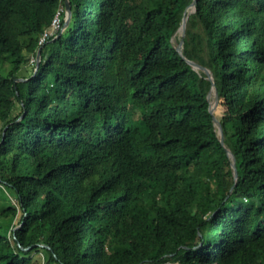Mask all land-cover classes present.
Masks as SVG:
<instances>
[{
  "label": "trees",
  "instance_id": "trees-1",
  "mask_svg": "<svg viewBox=\"0 0 264 264\" xmlns=\"http://www.w3.org/2000/svg\"><path fill=\"white\" fill-rule=\"evenodd\" d=\"M68 1L0 0V264H264V0L185 24L223 145L192 0Z\"/></svg>",
  "mask_w": 264,
  "mask_h": 264
},
{
  "label": "water",
  "instance_id": "water-1",
  "mask_svg": "<svg viewBox=\"0 0 264 264\" xmlns=\"http://www.w3.org/2000/svg\"><path fill=\"white\" fill-rule=\"evenodd\" d=\"M196 1L197 0H192L189 7H187L185 9V11L183 12V16H182V21H181V24L180 26L178 27L177 31L176 32H179L180 33V36H181V39L180 41L176 44L175 46V50L177 51V53L195 70H199L201 71L206 79L210 82V90L207 94V99L209 100V104H208V111L209 113L211 114L212 116V123H213V126L215 127V129L218 130L219 132V135H218V139L220 141V143L223 145V140H222V133H221V128H220V125L214 115V111L219 103V97H218V93H217V90H216V87H215V84H214V80H213V77H212V74L210 72L209 69L203 67V66H200L198 65L197 63L193 62V61H189L187 60L183 54H182V40H183V36H184V32H185V24H186V21H187V18L190 14L194 13L195 12V5H196ZM188 10V11H187ZM71 15H72V11H71V6L69 4V1L68 0H64V23H63V27H62V30L65 29V27L68 25L70 19H71ZM61 30V31H62ZM60 34V32H59ZM58 34V35H59ZM57 35V36H58ZM55 36V38L57 37ZM40 51H41V46L37 48V51H36V56H35V67H34V72L36 70V68L38 67L39 65V62H40ZM17 80H22V79H17ZM25 80V79H24ZM212 94V101L210 102V96ZM25 113H22V115L20 116L21 118L24 116ZM20 117L18 119H20ZM7 126H5L3 128V131H2V137L4 135V130L6 129ZM226 153L227 155L232 159V162H231V169H232V174H233V178H234V183L237 179V174H236V169H235V165H234V158L233 156L230 154L229 151L226 150Z\"/></svg>",
  "mask_w": 264,
  "mask_h": 264
},
{
  "label": "rangeland",
  "instance_id": "rangeland-1",
  "mask_svg": "<svg viewBox=\"0 0 264 264\" xmlns=\"http://www.w3.org/2000/svg\"><path fill=\"white\" fill-rule=\"evenodd\" d=\"M189 5H188V7H189ZM59 10H60V7H58V9L56 11H59ZM211 101H212V94L210 96V102ZM217 107L218 108L215 109L216 110V112L214 114L215 117L220 116L225 112L226 108L223 104L222 99H219V103H218ZM1 189H2V191H4V194L0 192V209L4 210V209L8 208L9 206H14V199L7 195V192L4 190V188L1 187ZM0 227H2V231L4 233L8 234L10 229H17L19 227V225L16 226V224L14 223V219L7 221V222H3L0 220ZM34 264H45V262H43V260L42 261H34Z\"/></svg>",
  "mask_w": 264,
  "mask_h": 264
},
{
  "label": "built area",
  "instance_id": "built-area-1",
  "mask_svg": "<svg viewBox=\"0 0 264 264\" xmlns=\"http://www.w3.org/2000/svg\"><path fill=\"white\" fill-rule=\"evenodd\" d=\"M61 10L57 11L51 21L50 29L47 31L46 34L42 36L39 43H42L44 41V37L51 36L58 32L61 29L60 19H61ZM162 264H169V263H162Z\"/></svg>",
  "mask_w": 264,
  "mask_h": 264
},
{
  "label": "clouds",
  "instance_id": "clouds-1",
  "mask_svg": "<svg viewBox=\"0 0 264 264\" xmlns=\"http://www.w3.org/2000/svg\"><path fill=\"white\" fill-rule=\"evenodd\" d=\"M60 10L62 11L61 12V19H62V16H63V21H64V3H63V6H60ZM57 12V11H56ZM61 19H60V22H61ZM61 24V23H60ZM63 27V26H62ZM62 27L61 29L58 31V32H61L62 30ZM56 36V35H55Z\"/></svg>",
  "mask_w": 264,
  "mask_h": 264
},
{
  "label": "bare ground",
  "instance_id": "bare-ground-1",
  "mask_svg": "<svg viewBox=\"0 0 264 264\" xmlns=\"http://www.w3.org/2000/svg\"><path fill=\"white\" fill-rule=\"evenodd\" d=\"M218 107H216V109H217ZM215 112H216V110L214 111V114H215Z\"/></svg>",
  "mask_w": 264,
  "mask_h": 264
}]
</instances>
